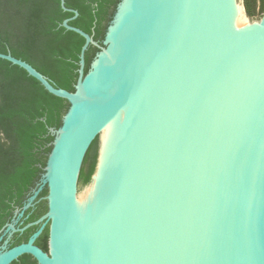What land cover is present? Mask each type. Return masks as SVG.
<instances>
[{
    "label": "water",
    "instance_id": "1",
    "mask_svg": "<svg viewBox=\"0 0 264 264\" xmlns=\"http://www.w3.org/2000/svg\"><path fill=\"white\" fill-rule=\"evenodd\" d=\"M243 1L116 0L97 40L59 0L84 39L72 90L0 52L67 104L0 226V264H264V0L254 19Z\"/></svg>",
    "mask_w": 264,
    "mask_h": 264
},
{
    "label": "trees",
    "instance_id": "2",
    "mask_svg": "<svg viewBox=\"0 0 264 264\" xmlns=\"http://www.w3.org/2000/svg\"><path fill=\"white\" fill-rule=\"evenodd\" d=\"M116 0H64L78 14L68 21L93 38H99ZM248 16L261 14L263 0H244ZM257 2V10L255 8ZM62 10L59 0H0V52L21 58L55 86L73 89L77 77L78 53L84 42L78 33L61 26L72 16ZM96 48L85 51L86 66ZM66 101L47 92L21 67L0 58V226L9 220L16 206L43 164V153L51 140L48 127L58 126ZM96 156V140L88 148L79 172L78 183L88 182ZM29 211V210H28ZM26 211L23 224L45 211L43 200ZM37 226L16 233L10 245L26 241ZM47 225L35 244L47 250ZM9 264H37L29 254H22Z\"/></svg>",
    "mask_w": 264,
    "mask_h": 264
},
{
    "label": "rangeland",
    "instance_id": "3",
    "mask_svg": "<svg viewBox=\"0 0 264 264\" xmlns=\"http://www.w3.org/2000/svg\"><path fill=\"white\" fill-rule=\"evenodd\" d=\"M257 2H256V6H255V8H256V10H257ZM245 15L249 18V19H254V18H257V15H254L253 17H250V16H248L247 15V13L245 12Z\"/></svg>",
    "mask_w": 264,
    "mask_h": 264
},
{
    "label": "flooded vegetation",
    "instance_id": "4",
    "mask_svg": "<svg viewBox=\"0 0 264 264\" xmlns=\"http://www.w3.org/2000/svg\"><path fill=\"white\" fill-rule=\"evenodd\" d=\"M15 234H16V233L13 234V236L11 237V239H13V237H14ZM11 239H10V240H11Z\"/></svg>",
    "mask_w": 264,
    "mask_h": 264
}]
</instances>
